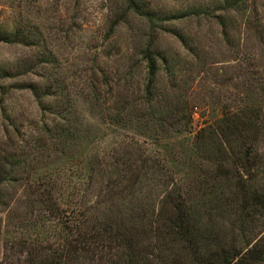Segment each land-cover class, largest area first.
Here are the masks:
<instances>
[{
    "label": "trees",
    "instance_id": "trees-1",
    "mask_svg": "<svg viewBox=\"0 0 264 264\" xmlns=\"http://www.w3.org/2000/svg\"><path fill=\"white\" fill-rule=\"evenodd\" d=\"M124 2L152 27L161 21L142 0ZM213 5L190 6L187 14L213 18L225 40L231 15H237L264 52V17L255 0ZM151 31L135 44L143 62L137 92L125 71L115 83L111 108L105 92L93 85L83 96L98 106L103 123L145 137L158 147V157L139 148L119 154L114 148L89 150L95 129L79 121L73 96L50 69L49 53L17 63L16 68L42 69L41 83L18 86L55 120L43 127L47 136L32 138L19 158L0 153V212L11 215L7 222L0 215V264H264V57L258 60L253 51L240 55L241 79L230 96L235 105L222 106L219 115L191 133L176 64L155 46ZM173 34L201 66L188 37ZM0 42L35 49L43 44L35 28L20 25L0 28ZM233 45L238 54V44ZM160 68L169 78L166 87L158 79ZM49 157L66 160L68 175L81 174L83 186L69 180L66 192L56 167L47 174L36 171ZM96 168L100 179L94 187ZM16 183L25 185L17 199L25 204L21 212L10 206L15 199L8 189Z\"/></svg>",
    "mask_w": 264,
    "mask_h": 264
},
{
    "label": "rangeland",
    "instance_id": "rangeland-1",
    "mask_svg": "<svg viewBox=\"0 0 264 264\" xmlns=\"http://www.w3.org/2000/svg\"><path fill=\"white\" fill-rule=\"evenodd\" d=\"M215 1L142 0L154 10L158 19L161 18L160 22L154 20L156 26L152 27L132 11H127L124 0H0V28L8 30L14 25L33 27L43 41L38 49L19 43L0 42V153H10L19 158L22 151L32 146V138L38 134L47 136L43 127H50L55 120V116L38 107L29 90L18 86L43 81L39 66H33L30 71L26 66L16 68L20 61L42 52L49 53L52 58L50 69L61 80L62 87L65 86V90L68 89L73 96L79 121L83 126L95 129L87 145L89 150L105 152L114 148L119 154L124 148L131 151L139 148L158 157V147L145 137L135 134L133 130L121 129L120 125L103 123L98 106L91 107L83 96L88 85H93L105 92L111 108L115 83L124 77L125 71L130 72L127 78H130L132 89L137 92L143 76V62L137 55L135 44L145 39L152 28L155 46L165 50L174 61L177 82L185 88L182 92L191 111V133L196 132L205 121L219 115L222 106L233 107L235 103L230 96L241 79V70L237 66L238 63L240 66L242 64L240 55L245 53L246 57L249 51H253L259 60V57H264V52L262 44L258 43L251 31L244 32L237 15H231L232 31L227 32L228 39L225 40L213 18L203 14H187L190 13V6L205 5L209 9ZM255 3L263 18L264 0H255ZM174 32L188 37L189 45L192 50L195 48L200 57L201 66L194 65L196 60L193 55ZM230 44H234V48L238 44V54H234ZM231 65L237 68L231 69ZM3 71L10 75L4 76ZM158 79L162 86H167L169 78L162 68L158 72ZM55 167L59 170L63 186L68 185L66 192L71 191L69 180L76 183L79 189L83 186L81 174L68 175L67 161L63 158L54 162L49 157L37 163L35 170L47 174ZM98 169L91 175L93 180L90 183L94 187L100 179ZM24 189L25 185L17 183L8 189L15 199L10 206L16 207L19 212L25 207L24 203L17 202L18 198L23 197ZM5 214L0 212L7 222L11 215Z\"/></svg>",
    "mask_w": 264,
    "mask_h": 264
}]
</instances>
